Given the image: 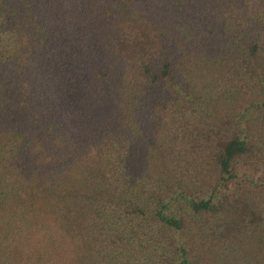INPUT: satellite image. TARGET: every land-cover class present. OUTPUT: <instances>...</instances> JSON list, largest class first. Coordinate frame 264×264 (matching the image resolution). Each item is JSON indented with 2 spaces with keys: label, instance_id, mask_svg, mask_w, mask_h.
I'll return each mask as SVG.
<instances>
[{
  "label": "trees",
  "instance_id": "1",
  "mask_svg": "<svg viewBox=\"0 0 264 264\" xmlns=\"http://www.w3.org/2000/svg\"><path fill=\"white\" fill-rule=\"evenodd\" d=\"M0 264H264V0H0Z\"/></svg>",
  "mask_w": 264,
  "mask_h": 264
}]
</instances>
